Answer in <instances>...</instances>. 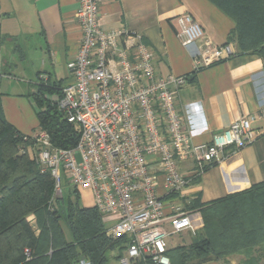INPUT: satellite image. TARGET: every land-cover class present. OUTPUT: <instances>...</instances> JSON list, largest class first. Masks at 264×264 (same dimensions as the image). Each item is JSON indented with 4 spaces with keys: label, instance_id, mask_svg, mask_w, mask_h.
I'll use <instances>...</instances> for the list:
<instances>
[{
    "label": "built area",
    "instance_id": "2783aa9c",
    "mask_svg": "<svg viewBox=\"0 0 264 264\" xmlns=\"http://www.w3.org/2000/svg\"><path fill=\"white\" fill-rule=\"evenodd\" d=\"M104 1L77 0L81 37L66 64L73 80L62 87L57 101L67 121L80 126L77 143L56 147L38 128L23 134L20 151L51 175L55 195H61L64 178L79 194L90 191L102 215L115 216L107 235L129 240L120 264H170L168 237L197 228L194 212L182 205L184 189L226 148L237 150L253 141L252 123L264 116V106L214 132L208 142L193 143L176 105L188 76L157 74L153 51L140 33L101 28L98 14ZM175 22L183 47L203 37L191 14L182 13ZM233 46L206 38L191 53L193 71L232 56ZM184 161L193 164L190 174L180 169ZM77 264L90 261L80 258Z\"/></svg>",
    "mask_w": 264,
    "mask_h": 264
},
{
    "label": "crops",
    "instance_id": "0c3cea01",
    "mask_svg": "<svg viewBox=\"0 0 264 264\" xmlns=\"http://www.w3.org/2000/svg\"><path fill=\"white\" fill-rule=\"evenodd\" d=\"M77 8V0H0V102L5 118L21 133L39 128L37 107L30 96L38 77L47 76L49 83L58 87L73 80L66 64L74 58L81 37ZM182 13L191 14L203 29V37L190 48L183 47L177 36L175 19ZM98 22L106 30L140 33L153 51L157 74L188 76L178 91L176 105L193 143L208 142L214 132L241 116L257 114L264 106V56L239 51L233 36L234 21L210 0H106L100 4ZM206 38L215 44L233 42L234 54L193 71L191 53ZM4 67H13L22 77L15 79L3 71ZM252 126L253 141L237 150L226 148L184 189L183 206L197 196L201 202H210L264 181V116ZM179 166L190 174L193 164L184 161ZM162 181L160 175V184ZM163 192L159 187V193ZM79 197L86 201L83 206H94L90 191L84 190ZM190 211L197 224L195 233L184 230L170 235L174 243L168 244L167 239L169 250L191 244L196 238L190 235L199 237L202 233L200 211ZM103 217L107 228L115 219L112 215ZM28 220L35 228L34 217ZM110 251L113 253L107 255L106 264H120L116 250ZM186 264H240V260L228 256L225 261L211 258Z\"/></svg>",
    "mask_w": 264,
    "mask_h": 264
},
{
    "label": "trees",
    "instance_id": "16d2710c",
    "mask_svg": "<svg viewBox=\"0 0 264 264\" xmlns=\"http://www.w3.org/2000/svg\"><path fill=\"white\" fill-rule=\"evenodd\" d=\"M210 1L234 21L239 51L264 56V0ZM62 87L51 85L47 78L37 82L30 96L37 107L38 127L49 134L54 146L71 148L77 143L80 126L67 121L49 99V95L61 96ZM22 143L23 133L5 118L0 102V264H77L80 258L106 264L110 250H116L119 259L127 237L108 236L103 215L95 206L80 205L76 189H72L74 199L68 196L66 206L61 205L63 199L54 194L51 175L20 151ZM254 201L261 204L258 219L246 224L243 206L251 207ZM184 204L187 210L200 211L203 229L191 244L167 250L170 264L221 259L231 253L228 247L236 245L264 248V181L210 202H201L197 196ZM30 215L35 228L28 220ZM145 263L149 262L133 264Z\"/></svg>",
    "mask_w": 264,
    "mask_h": 264
},
{
    "label": "rangeland",
    "instance_id": "374dc122",
    "mask_svg": "<svg viewBox=\"0 0 264 264\" xmlns=\"http://www.w3.org/2000/svg\"><path fill=\"white\" fill-rule=\"evenodd\" d=\"M249 2V0H246ZM3 71L5 73H11L12 75L16 76L17 78L15 79H18V78H21L22 76L19 74V72H17V70H15L13 67L9 68V67H4ZM24 80V79H23ZM26 82V80H25ZM27 84V83H26ZM60 98V94L57 93V94H53V95H49V99L52 100V102H54V104H56V106L58 107V104H57V101L58 99ZM23 134H26V133H23ZM72 189H74L72 186H70L67 181L63 178V182H62V193L61 195H56L57 198H62L63 199V203L61 205L63 206H66V199L67 197L69 196H72L73 199H74V194L72 192ZM76 195L79 196V193L76 192ZM65 199V200H64ZM86 201L82 198L79 197V204L80 205H83ZM260 206L261 204L260 203H257L256 201H254V204L253 206H249V205H244L243 209L244 210V214L242 215L243 216V220L246 224H250V221H253L255 222L257 219H258V214H259V209H260ZM59 208V206H58ZM31 216V215H30ZM29 217V216H28ZM30 219V218H29ZM175 237H178L177 235L174 236ZM190 237L192 239H197L198 236H193V235H190ZM173 238V237H172ZM172 238H168V244H172L174 243L172 241ZM263 247L262 245L261 246H258L256 248H249L247 247L246 248H241L239 245H236V246H231V247H228L226 250L231 252L229 255L227 256H222L221 259L223 261L226 260V257L228 256H237L240 260V264H264V258L262 256V252H263ZM113 252L111 251H108L107 255L108 257L110 256V254H112Z\"/></svg>",
    "mask_w": 264,
    "mask_h": 264
}]
</instances>
